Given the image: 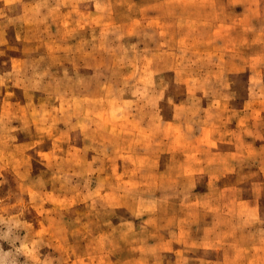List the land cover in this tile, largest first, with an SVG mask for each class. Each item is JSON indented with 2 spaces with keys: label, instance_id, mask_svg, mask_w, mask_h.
Instances as JSON below:
<instances>
[{
  "label": "rangeland",
  "instance_id": "obj_1",
  "mask_svg": "<svg viewBox=\"0 0 264 264\" xmlns=\"http://www.w3.org/2000/svg\"><path fill=\"white\" fill-rule=\"evenodd\" d=\"M0 264H264V0H0Z\"/></svg>",
  "mask_w": 264,
  "mask_h": 264
}]
</instances>
